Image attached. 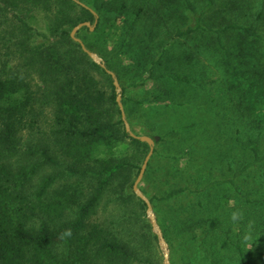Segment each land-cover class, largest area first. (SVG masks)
Instances as JSON below:
<instances>
[{"label":"rangeland","instance_id":"1","mask_svg":"<svg viewBox=\"0 0 264 264\" xmlns=\"http://www.w3.org/2000/svg\"><path fill=\"white\" fill-rule=\"evenodd\" d=\"M52 1L53 10L48 4L38 7L27 4L21 9L8 5L0 11L2 72L16 71L28 79L23 54L30 42L51 34L49 24L55 15L70 13L74 19L80 16L79 11L69 9L59 0ZM75 1L96 12L93 20L84 16L76 24L89 21L94 29L84 26L75 36L104 60L106 70L115 73L121 86L119 101L131 131L159 137L138 187L152 204L151 212L164 241L161 242L154 228L145 201V208L133 199L124 205L108 192L98 206L96 220L132 245L138 247L142 243L153 264H241L235 248L239 243L252 256L251 264H264V159L238 175L236 186L226 183L214 186L205 195L188 192L179 198L178 195L160 198L181 185L188 184L199 192L203 182L231 178L253 160L249 150L252 142L258 144L264 155V96L261 116L258 108L256 115L246 113L238 100L242 89L262 86L264 91V68L261 73L257 68L254 76L234 74L232 68L238 62L233 56L229 62L228 58H221L214 33L175 37L179 26L192 22L191 15L178 5L179 0H168L167 11L160 0H151V5L145 4L147 0ZM227 1L226 8L216 6L221 13L208 8L206 16H212L217 25H249L264 34V0ZM110 3L116 11L122 3L131 10L145 5L148 14L160 10L164 19L161 15L151 18L146 15L133 32L132 29L126 32L116 11L110 12ZM197 3L203 9L204 0ZM18 15L42 35L24 40L23 22L15 17ZM127 33L135 36H125ZM224 36L227 54H237L233 49L242 36L237 30L225 32ZM19 38L24 41L18 46ZM98 51L111 58L108 67ZM94 76L100 80V86H110L106 74L96 70ZM123 124L126 126L125 121ZM149 152V143L137 147L128 138L113 148L115 156L134 162L135 172ZM47 172L41 171L37 179ZM138 176L134 175L130 188L136 196L134 183ZM182 205L185 209H180Z\"/></svg>","mask_w":264,"mask_h":264},{"label":"trees","instance_id":"2","mask_svg":"<svg viewBox=\"0 0 264 264\" xmlns=\"http://www.w3.org/2000/svg\"><path fill=\"white\" fill-rule=\"evenodd\" d=\"M52 2L0 0V11L8 5L21 9L27 4L37 7L48 4L53 10ZM59 2L79 11L80 16L74 19L70 13L55 15L49 24L50 35L34 31L21 16H15L23 22L24 40L36 35L43 37L30 42L23 54L28 79L16 71L5 74L0 68V264H153L142 243L134 246L96 220L98 206L108 192L121 204L133 199L146 207L144 200L130 191L134 175L141 168L135 172L134 162L115 156L113 148L126 138L137 147L147 142L126 130L112 75L94 62L71 36L70 29L84 16L93 20L95 14L75 0ZM160 2L166 10L168 0ZM145 4L151 5L152 1ZM203 4L200 10L197 0H179L178 5L191 15L192 22L179 26L174 36L191 38L193 34L214 33L221 58H228L229 62L233 56L238 62L232 68L234 74L254 76L257 68L260 73L264 71V34L249 25L220 26L212 16H206L208 8L221 13L217 8L229 6L227 0H204ZM145 8L141 5L131 10L122 3L116 11L110 3V12L116 11L126 32L130 29L133 32L146 15L150 18L161 15L164 19L160 10L148 14L149 9ZM99 24L98 21L96 29ZM234 30L243 39L233 49L237 54L231 55L227 54L224 33ZM17 41L18 46L23 42L21 38ZM99 53L108 67L111 58ZM96 70L109 77L110 86H100V80L94 76ZM241 91L238 93L241 107L249 115H256L258 108L261 116L262 86ZM249 150L253 160L231 178L203 182L199 192L188 184L181 185L160 198L177 195L179 198L188 192L205 195L214 186L226 183L236 186L238 175L264 159L256 142L250 144ZM44 170L48 172L38 180ZM199 198L202 201L203 196ZM235 248L241 264H251L252 256L246 254L245 248L240 243Z\"/></svg>","mask_w":264,"mask_h":264},{"label":"water","instance_id":"3","mask_svg":"<svg viewBox=\"0 0 264 264\" xmlns=\"http://www.w3.org/2000/svg\"><path fill=\"white\" fill-rule=\"evenodd\" d=\"M92 12H93L94 14H96L95 11H92ZM84 26H90V28H91L92 30L94 29V26H91L89 21H84V22L79 23L77 26H75L73 32L71 33V36H72L76 41H78V42L81 44L83 50H84L85 52H87L90 56H92V58H93L98 64H100L102 67L106 68V65H105V63H104V60H103L102 58H100L98 55H96L95 53L89 51V50L86 48V46L84 45L83 41H82L81 39H79L78 37L75 36V33H77L78 30H79L80 28L84 27ZM107 71H108V72L113 76V78H114V85H115V87H116V91H117V94H118V95H117V100H118L119 105H120V108H121V110H122V112H123V119H124L125 124H126V130L129 132V134H130L131 136H133V137H135V138H138V139H140V140H142V141H144V142H147V143H149V145H150V152L148 153V155H147V157H146V159H145V161H144V164L142 165V167H141V169H140L139 176H138L137 180H136L135 183H134V190H135V192L138 194V196H139L140 198H142V199L146 202V204H147V206H148V212H149V215H150V217H151V219H152V222H153L154 228L157 230V234H158V236L160 237L161 242L163 243L164 240H163V237H162V233L160 232V229H159V227H158V225H157V221H156L155 217L153 216V214H152V212H151L152 204H151L150 200H149V199H148V198L142 193V191H141V190L139 189V187H138V184H139L140 180L142 179V177H143V175H144V173H145V170H146V167H147V164H148L149 158L151 157L152 153L154 152V144H155V141L158 140L159 137L156 136V137L153 138V137H150V136H147V135H136L135 133H133V132L131 131L129 124H128V122H127L126 119H125V114H124V111H123L122 103L119 101V98H120V95H121V93H120V91H121V86H120V84H119V82H118V79H117L115 73L112 72V71H110V70H107Z\"/></svg>","mask_w":264,"mask_h":264},{"label":"crops","instance_id":"4","mask_svg":"<svg viewBox=\"0 0 264 264\" xmlns=\"http://www.w3.org/2000/svg\"><path fill=\"white\" fill-rule=\"evenodd\" d=\"M241 244V243H240ZM241 247L245 248L242 244H241Z\"/></svg>","mask_w":264,"mask_h":264}]
</instances>
